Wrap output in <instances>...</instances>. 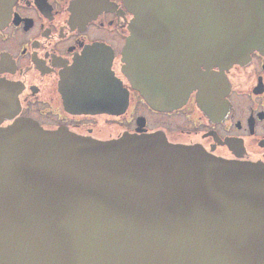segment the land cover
Returning <instances> with one entry per match:
<instances>
[{
  "label": "water",
  "instance_id": "95a60500",
  "mask_svg": "<svg viewBox=\"0 0 264 264\" xmlns=\"http://www.w3.org/2000/svg\"><path fill=\"white\" fill-rule=\"evenodd\" d=\"M14 1L0 0V29ZM123 2L122 73L154 111L205 98L213 68L264 55V0ZM81 69L61 83L66 108L80 94L122 105L111 74ZM0 264H264V164L160 132L98 141L28 120L0 127Z\"/></svg>",
  "mask_w": 264,
  "mask_h": 264
},
{
  "label": "flooded vegetation",
  "instance_id": "af4514ba",
  "mask_svg": "<svg viewBox=\"0 0 264 264\" xmlns=\"http://www.w3.org/2000/svg\"><path fill=\"white\" fill-rule=\"evenodd\" d=\"M131 18L123 0H15L0 29V127L28 120L98 141L160 132L171 144L197 146L225 161L264 164V55L252 52L242 64L213 68L205 98L194 90L181 107L157 112L122 73ZM76 63L79 74H111L119 90L110 101L122 98V105L80 94L66 108L61 83Z\"/></svg>",
  "mask_w": 264,
  "mask_h": 264
},
{
  "label": "rangeland",
  "instance_id": "374dc122",
  "mask_svg": "<svg viewBox=\"0 0 264 264\" xmlns=\"http://www.w3.org/2000/svg\"><path fill=\"white\" fill-rule=\"evenodd\" d=\"M149 122H150V125L154 126V125H153V124L155 123V122H154V118L149 117Z\"/></svg>",
  "mask_w": 264,
  "mask_h": 264
}]
</instances>
